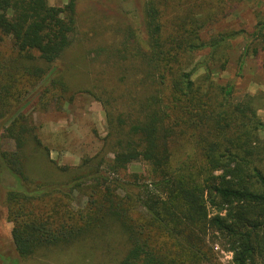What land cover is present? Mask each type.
<instances>
[{
    "label": "trees",
    "instance_id": "obj_1",
    "mask_svg": "<svg viewBox=\"0 0 264 264\" xmlns=\"http://www.w3.org/2000/svg\"><path fill=\"white\" fill-rule=\"evenodd\" d=\"M224 2L143 0V37L133 32L132 43L110 52L119 72L98 92L96 83L83 86V63L78 79L75 65L52 71L73 45L76 0L63 7L0 0V140L14 143L0 152V172L15 182L4 188V206L20 259L72 252L92 264H220L211 247L218 243L230 264H264V122L257 114L264 95L233 101V87L212 79L237 34L201 37ZM253 39L264 51V20ZM31 92L42 106L78 93L101 102L108 124L101 153L77 167L51 161L31 116H12ZM133 163L148 165L154 182L136 185L137 174L124 180ZM74 194L85 199L82 208L72 207Z\"/></svg>",
    "mask_w": 264,
    "mask_h": 264
},
{
    "label": "rangeland",
    "instance_id": "obj_2",
    "mask_svg": "<svg viewBox=\"0 0 264 264\" xmlns=\"http://www.w3.org/2000/svg\"><path fill=\"white\" fill-rule=\"evenodd\" d=\"M68 2L69 0H47L51 7H63ZM219 5L215 4L217 18L201 31L202 40L207 42L226 33H235L237 36L223 50L228 60L225 68L212 66V79L220 86L233 87V101L240 100L245 94L264 95V51H261L263 45L253 39L257 24L264 20V0H225L222 6ZM142 6L143 0H76L73 45L64 57L55 63L52 71L63 72L67 65L70 64L71 67L75 65L72 67L73 73L78 79L83 74L79 64L83 63L84 72L87 69L89 73L88 83H84L83 86L90 88L96 83V87H99L96 89L98 92L108 87V81L113 79V74L117 75L119 72L118 59L112 56L116 52L115 49H122L123 41H131L133 32L143 37ZM245 47L248 48L246 51ZM253 49H257L258 53L254 54ZM111 51L113 53L109 55ZM207 53L208 50L197 52L189 70L202 62ZM132 54L133 51L130 50L126 55L131 59ZM203 73L204 69L198 68L192 79L196 80ZM77 79L72 81L76 83ZM31 93L12 116L18 113L31 116L37 128V135L48 149L51 161L58 166L77 167L83 161L101 153L103 138L108 131L106 113L101 102L92 95L78 93L71 102L57 104L55 101H49L46 106H42L38 94ZM257 114L264 122V105ZM259 136L264 139V130L259 131ZM13 149L12 141L0 140V152ZM111 159V154L105 156V163L101 167L104 173L110 172ZM131 174L139 176L138 181H134L136 185L150 184L153 181L150 167L144 163L129 165L121 177L124 180H131ZM14 183L6 172H0V185L3 187L0 188V264H12L13 261H17L18 264H92L89 255L76 256L72 252L49 259L22 260L17 256L11 240L12 225L6 219L4 206L6 192L4 188L12 187ZM74 195L72 207L82 208L85 199ZM211 247L220 264L231 263V254L228 251L218 243L212 244ZM93 259L95 262L99 261L97 257Z\"/></svg>",
    "mask_w": 264,
    "mask_h": 264
}]
</instances>
